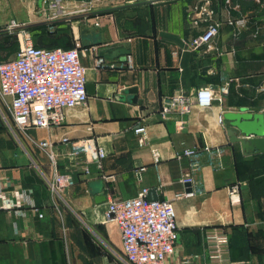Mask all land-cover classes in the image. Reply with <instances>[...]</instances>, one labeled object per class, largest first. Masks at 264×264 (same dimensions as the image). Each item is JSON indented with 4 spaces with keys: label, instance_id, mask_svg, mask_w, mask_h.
<instances>
[{
    "label": "crops",
    "instance_id": "crops-1",
    "mask_svg": "<svg viewBox=\"0 0 264 264\" xmlns=\"http://www.w3.org/2000/svg\"><path fill=\"white\" fill-rule=\"evenodd\" d=\"M207 7L220 32L213 48L192 49ZM48 22L38 0H0V62L16 56L17 28H39L36 45H81L95 87L61 125L26 130L0 94V202L13 203L0 208V264H128L108 202L144 187L150 200L175 205L178 238L166 264H264V151L232 142L224 116L264 110V0H97L88 15L56 20L54 33ZM118 46L130 53L101 54ZM207 86L211 105L163 115L164 99ZM139 123L148 129L145 145L133 130ZM65 137L94 138L107 155L86 172ZM188 148L201 152L178 157ZM56 172L73 183L54 191ZM190 174L192 182L182 180Z\"/></svg>",
    "mask_w": 264,
    "mask_h": 264
},
{
    "label": "built area",
    "instance_id": "built-area-1",
    "mask_svg": "<svg viewBox=\"0 0 264 264\" xmlns=\"http://www.w3.org/2000/svg\"><path fill=\"white\" fill-rule=\"evenodd\" d=\"M159 1V0H147ZM97 0H42V10L47 21L71 19L77 15H88L95 10ZM209 22L204 31L190 41V47L213 48L212 42L220 32L221 23L214 19L213 10L205 8ZM200 16L201 12L195 13ZM194 15V17H195ZM195 20V19H194ZM197 23V21L195 20ZM232 22V21H231ZM244 25L245 21H239ZM16 21L11 26H16ZM81 45L70 48L62 46L45 47L36 45L29 35H25L13 59L0 62V94L7 102L12 117L23 130L32 126L50 127L61 125L66 120L67 109L86 104L88 100L87 68L81 60ZM215 99L211 87H199L193 96L177 95L164 99L162 113L167 116L172 110L181 114L190 113L194 106H208ZM264 113V110H263ZM223 120V117H220ZM141 145L148 143V129L143 123L134 127ZM64 141L69 143L73 155L84 157V169L90 171V163H100L107 153L94 138H77ZM49 149L54 159L55 149L50 140L38 142ZM209 150V147H205ZM200 149L188 148L178 157L194 156ZM155 160L159 154L154 152ZM199 167L197 161L192 169ZM192 182L193 176L182 178ZM72 178L56 172L51 186L61 191L72 184ZM148 188L141 189L136 196L113 198L108 202L106 216L117 223L122 237L124 254L128 264H166V259L176 249L178 224L176 209L172 200H150ZM192 193V192H189ZM0 193V201L2 200ZM11 208L13 203L0 202V208ZM40 215H42L40 213ZM187 264H199L191 258Z\"/></svg>",
    "mask_w": 264,
    "mask_h": 264
},
{
    "label": "water",
    "instance_id": "water-1",
    "mask_svg": "<svg viewBox=\"0 0 264 264\" xmlns=\"http://www.w3.org/2000/svg\"><path fill=\"white\" fill-rule=\"evenodd\" d=\"M39 4L42 5V0H38ZM83 42L89 45L90 38H83ZM94 44L100 43L99 40L93 41ZM130 49L123 46L114 47L111 52L105 53L102 51V55L116 56L118 54H128ZM94 84L88 83L87 89L89 92H94ZM132 92H136V88L130 89ZM134 100L137 96L134 95ZM225 118L229 121L230 128L228 133L231 137L232 142H240L242 148L247 149H261L264 151V113L260 108H255L252 110L240 109L236 111H227L225 113ZM236 128V129H235ZM243 133L246 138L238 137V133ZM191 189V187H190ZM151 199L150 195L148 197Z\"/></svg>",
    "mask_w": 264,
    "mask_h": 264
},
{
    "label": "rangeland",
    "instance_id": "rangeland-1",
    "mask_svg": "<svg viewBox=\"0 0 264 264\" xmlns=\"http://www.w3.org/2000/svg\"><path fill=\"white\" fill-rule=\"evenodd\" d=\"M55 29L57 30V22L56 21L48 22L47 31L54 33L56 31ZM25 35H29L33 42L35 41L34 40L35 38L41 39L44 36V35H42V32H41V30H39V28L30 31L28 29H25L24 27H19V28H17V38H18L19 44H21V41L24 39ZM62 38H64V37H62Z\"/></svg>",
    "mask_w": 264,
    "mask_h": 264
}]
</instances>
